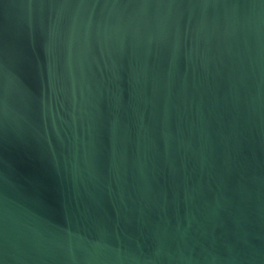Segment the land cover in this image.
<instances>
[{"label": "water", "instance_id": "obj_1", "mask_svg": "<svg viewBox=\"0 0 264 264\" xmlns=\"http://www.w3.org/2000/svg\"><path fill=\"white\" fill-rule=\"evenodd\" d=\"M0 264H264V0H0Z\"/></svg>", "mask_w": 264, "mask_h": 264}]
</instances>
